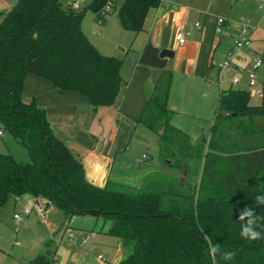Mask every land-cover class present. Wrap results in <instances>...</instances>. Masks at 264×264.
Wrapping results in <instances>:
<instances>
[{
  "label": "trees",
  "instance_id": "1",
  "mask_svg": "<svg viewBox=\"0 0 264 264\" xmlns=\"http://www.w3.org/2000/svg\"><path fill=\"white\" fill-rule=\"evenodd\" d=\"M161 4L92 0L75 7L69 0H18L0 12V124L29 155L23 162L0 153V208L29 195L48 201L66 218L103 217L114 223L108 233L131 249L118 264H264V238H242L244 222L238 218L245 207L264 217V205L255 201L264 195L257 180L264 172V56L260 103L252 104L246 90L221 91L210 138L198 144L170 123L172 72L163 70L138 122L155 132L164 128L162 154L172 151L187 164L204 160L199 182L184 188L163 174L149 175L143 189L92 184L45 110L24 100L25 78L35 74L84 95L95 107L114 105L124 84L123 59L99 51L82 30L83 18L90 9L104 21L118 10L122 27L139 33L149 10ZM257 230L264 234V219ZM205 236L219 245L215 255ZM227 252H235L232 260L224 258ZM28 264L52 262L41 254Z\"/></svg>",
  "mask_w": 264,
  "mask_h": 264
},
{
  "label": "crops",
  "instance_id": "2",
  "mask_svg": "<svg viewBox=\"0 0 264 264\" xmlns=\"http://www.w3.org/2000/svg\"><path fill=\"white\" fill-rule=\"evenodd\" d=\"M17 1L0 0V12L10 10ZM69 1L81 6L76 0ZM161 1V6L149 10L144 30L139 33H134L135 39H138L139 43L137 47H131L129 49L131 53V65L125 69V56L110 55L123 59L121 73L124 84L121 94L114 105L95 107L84 95L74 91L59 89L52 82L44 78L37 75L32 76L35 74H28L25 78L23 89L24 100L27 98L26 88L29 85L35 89L33 97L37 99L41 106L46 108L47 119L51 128L62 141L66 143V140H68L66 143L68 148L85 165L86 178L96 186H99L105 179V176H107L105 185L107 182H113L136 187L143 183L149 175L157 172V168L153 163H143V161H140L141 165L132 163L130 161L132 156L130 155L123 154L120 162L116 160L119 150H122L126 146L127 136L133 124H137L136 120L139 119L142 113L141 111L145 107L144 103L153 93L164 69L172 72V82L168 98V107L173 112L170 123L189 135L193 144H198L200 142L197 143V141L204 135V122L206 121V116H208L205 111L208 109V106L212 111L214 101L217 107L221 91L236 89L231 79L239 69L250 70L254 64V60L257 58L262 59L264 56L263 54L260 56L257 54L253 55L250 61L244 65L237 63V61L234 63L233 59V66L229 70H220L218 66L213 65V61L220 58L225 59L227 52L233 47L224 43V37L231 36L236 41L242 34L246 20L242 19L240 23H233L231 25L230 21L225 19L223 30L221 33H218V17L210 14L209 8L195 4L187 5L188 3H184L182 0ZM196 23H200L201 27H195ZM248 27L250 26L247 25L246 33ZM182 29L187 32V41L184 45H180L176 40V35ZM149 43L156 48H165L174 52V57L168 59L165 68L148 66L139 62L141 54ZM98 49L101 52L100 48ZM240 51L244 54L248 52L245 50V45ZM227 72L231 73L232 77L227 84H224L222 76ZM40 78L50 82L55 88L45 84ZM262 79L263 74L261 72L258 75V80L262 82ZM239 84H248V87L243 86L239 88L246 91H249L253 87L250 86L251 83L247 75L240 77L239 83L236 86ZM131 89H133V92H131ZM74 94L79 95L77 100L82 102L81 106L74 112L58 111L57 108L64 109L66 103L71 104V102H74L75 104ZM41 97L45 98L44 102L48 100L50 105H44L45 103H42ZM256 98L261 101V96L251 97V100ZM125 104L129 107V110L132 108V110H137V113L134 112L132 116L129 111L123 112V106ZM54 106H57V108ZM213 120L210 123L211 126ZM211 126L209 129V137L206 140L210 138ZM84 128L87 129L90 135L97 139L98 147L88 149L85 145L79 143L78 133L82 132ZM3 136L4 134L0 135L1 138ZM9 142L10 138L7 140V143ZM2 147L5 146L0 145V153L12 154L18 160L11 151H1L3 150ZM125 148L127 149L128 147ZM163 155L161 153L162 157ZM194 162L196 161H190V164ZM197 164L199 168L193 174L192 184L199 182L198 179H200L199 176L202 174L204 160ZM102 173H104L102 178L98 177ZM261 176L262 174L257 179L259 183ZM36 201L37 199L32 196L22 195L9 199L6 203L7 205L3 206L4 208L6 207L5 212L13 210L14 217L16 214H19L23 217V222H27L21 235H19L20 238L26 237V239L23 241L19 238L14 243V247H20L22 249L18 256L21 259L19 261L23 264H28L29 261L41 254H46L52 264H68L72 262L75 252L68 248V245H64L66 234L74 236L76 245L79 244L81 247L92 239L102 241L104 238L103 234L110 235L108 231L112 223L103 217L95 216L97 221L101 222V230L94 228L92 230L76 228L74 227L77 222L76 216H74L73 222L69 224V218H66L60 210L49 202L46 205V213L41 215L36 206ZM27 207H31L29 213L24 212ZM4 208L1 207L0 211ZM5 212H2V215ZM33 213H35V216L30 219L29 216ZM39 217H41L40 219L43 222L38 220ZM48 218H51V221ZM66 225L72 227L73 230L68 232L65 227ZM108 243L112 246V251H109L112 260H114L112 264H118L127 252L125 245L118 238L115 242L109 240ZM54 244L55 249L48 251L50 254L44 253L45 249ZM31 252H34L33 257L29 255ZM99 255L103 256V260H98ZM99 255L96 256L99 264H106L104 254L101 253ZM1 257L0 263L2 262Z\"/></svg>",
  "mask_w": 264,
  "mask_h": 264
},
{
  "label": "rangeland",
  "instance_id": "3",
  "mask_svg": "<svg viewBox=\"0 0 264 264\" xmlns=\"http://www.w3.org/2000/svg\"><path fill=\"white\" fill-rule=\"evenodd\" d=\"M81 6L88 5L92 0H76ZM184 3H188L187 5H198L201 7L209 8V13L212 15H215L217 17H221L224 19H227L230 21V24L233 23H240L242 19L246 20L248 27L247 33L244 37L241 38L242 42L245 43V50L246 54L241 51L236 52L235 56L233 57L234 63L237 61L239 64H247L251 57L253 55L260 56L261 54L264 55V0H182ZM118 6H120L123 2V0H117ZM248 21V22H247ZM82 30L87 35L89 40L98 48H100L101 52L103 54L108 55H119L121 57H126L124 68L127 69V66L131 65L130 61V52L129 49L131 47H137L138 46V39H135L134 32L128 31L124 29L121 25L120 18L118 15V10L107 14L104 21H100L96 18L95 13L92 10H88L83 18L82 21ZM223 38V36H222ZM224 43L227 45L235 46V39L231 36L224 37ZM129 52V53H128ZM106 54V55H107ZM129 54V56H128ZM219 57V56H217ZM215 60V59H214ZM223 58L216 59L213 62H216L217 64L221 63ZM124 69V72H125ZM36 76V75H32ZM232 77V74L227 72L222 76V80L224 84H227V82L230 81ZM39 78V77H37ZM41 79V78H40ZM43 80V79H41ZM45 84H48L52 88H55L50 82L44 81ZM240 85V84H239ZM234 85L236 89H239L243 86L248 87L247 85H240V86ZM252 87V85L250 84ZM244 89V88H243ZM131 92H133V89H131ZM35 94V89L30 87L29 85L26 88V100L25 101H31L34 100L42 109L45 110L46 108L41 106L37 99L33 97ZM67 94V93H66ZM73 94V93H72ZM74 99L76 100L75 104L74 102L66 103V107L64 109L57 108V106H54L57 108L60 112H74L76 109L81 106L82 102H79L77 98H79V95H73ZM76 96V98H75ZM40 97V96H39ZM81 98V97H80ZM44 105H50L48 103V100L44 102L45 98H40ZM194 99L196 100L195 96ZM139 101V100H138ZM147 101V100H146ZM146 101L144 105L146 104ZM144 102V100H142ZM196 102V101H195ZM259 99H253L251 100L252 104H259ZM126 103V102H125ZM209 105V104H208ZM215 106V101H214ZM211 111L209 106L208 109L205 111L206 115V121L205 129H204V135L199 138L198 142L203 141V139H207L209 137V129L211 126V122L214 118L216 111V106ZM131 110V112H130ZM129 110V107L125 104L123 106V112H128L134 114V112L137 113V110H132V108ZM142 112V111H141ZM47 116V112H46ZM137 124H133L126 141L127 149L124 147L122 150H119L118 152V158L116 161L120 162L122 159V155H130L132 158L130 161L134 164L141 165L140 161H143V163H153L154 166L157 168V172L153 174H163L168 176L169 178L177 179L178 184H180V178L182 176V172L184 170L183 165L187 164L185 163L180 157L175 156L172 151L165 152L163 155L166 157L161 156V143L159 138V132L152 131L148 129L143 123H139L138 119L136 120ZM0 129L3 131V138L0 137V145H3L5 147H2L4 152H12L15 154V157L19 161H29V155L27 153L26 148L15 141L11 137V135L2 129V126L0 124ZM78 137L80 139L79 143L81 145H85L86 148L91 149L92 147L97 146V139H95L92 135H90L87 131V129H83L82 132L78 133ZM10 138V142L7 143V140ZM68 140H66V143ZM98 147V146H97ZM11 149V150H10ZM130 162V164H131ZM198 162L191 163L188 162L189 172L187 175V186L193 185L191 180L193 179V174L196 172L198 167ZM85 166V165H84ZM201 172V171H200ZM104 173L99 174L98 177L102 178ZM96 177V176H95ZM200 177V176H199ZM260 187L264 189V172L262 173V176L260 177ZM95 179V178H94ZM97 179V178H96ZM200 180V179H198ZM107 181V176H105V179L101 184H97L101 187L105 185ZM145 181L135 188L137 189H143L145 185ZM190 188V187H189ZM7 205V204H5ZM4 205V206H5ZM4 208V207H2ZM6 208V207H5ZM2 209L0 211V256H2V262L0 264H23L19 260L20 256H18L22 249L20 247H14V243L20 238L19 235H21L23 229L25 228L26 223L17 224L16 219L13 216V210H10L8 212H5L6 209ZM2 212H5L2 215ZM36 213V212H35ZM35 213L30 215V219H32L35 216ZM38 214V213H37ZM39 216V215H38ZM77 218V222L74 225L76 228L81 229H90L92 228L96 230H101V222L97 221V218L93 214H80L75 215ZM39 221L43 222L42 219ZM101 219V218H100ZM25 220V218H24ZM48 220L51 221V218H48ZM66 229L69 231H72L73 228L69 225L65 226ZM104 238L102 241H97L96 239L89 240L86 245L81 247L79 244L76 245V240L74 239V236H71V234H66V237L64 238V245L68 248L72 249L75 252V256L72 260V262L68 264H99V262L96 259V256L103 253L104 259L106 261V264H112L114 260H112V256H110L109 251H112V246L109 242V240H112V242H115L117 239L116 237L112 235H104ZM21 240H25L26 237H21ZM111 246V248H110ZM113 247H115L113 245ZM117 248V247H116ZM125 250H127L124 258L130 253L131 249L125 246ZM55 244L51 245L49 248L44 250V253H47L48 251L54 250ZM33 253L31 252L29 255H32L30 257H33Z\"/></svg>",
  "mask_w": 264,
  "mask_h": 264
},
{
  "label": "built area",
  "instance_id": "4",
  "mask_svg": "<svg viewBox=\"0 0 264 264\" xmlns=\"http://www.w3.org/2000/svg\"><path fill=\"white\" fill-rule=\"evenodd\" d=\"M114 1H117V0H114ZM110 4L106 8L107 11L110 10V8H111ZM74 6L78 7V5H76V4H74ZM224 24H225V19L218 17V19H217V32L218 33L222 32ZM195 27L200 28L201 27L200 23H196ZM246 27H247V24L245 23L241 36L235 41V46H233L232 49H230L227 52L225 59L219 64H217L216 62H213V65L218 66L220 70H229L233 66V63H232L233 57L235 56L236 52L240 51L245 45V43L242 42L241 38L244 37V35L246 33ZM186 34H187V32L184 29H182L176 35V40L180 45H184L185 42L187 41ZM262 69H263V61L261 59L257 58L254 60V64L250 70L239 69L238 72L233 75L231 81L233 84L236 85L239 83L240 77L242 75H247L251 85L253 86L249 90L250 97L262 96V82H260L258 80V75H259V73L262 72ZM0 135H3L2 130H0ZM47 203H48V201H46L44 199H37L36 206H37L39 212L41 213V215H44L46 213ZM30 209H31V207H27V208H25L24 212L29 213ZM15 219H16V223L18 225L23 222V217L19 214L15 215ZM73 220H74V216L70 217L69 218V224H71L73 222ZM98 260H103V256L99 255Z\"/></svg>",
  "mask_w": 264,
  "mask_h": 264
},
{
  "label": "clouds",
  "instance_id": "5",
  "mask_svg": "<svg viewBox=\"0 0 264 264\" xmlns=\"http://www.w3.org/2000/svg\"><path fill=\"white\" fill-rule=\"evenodd\" d=\"M255 201H256V205H264V195L256 196ZM238 218L244 222L242 224L241 232H240L242 238L249 241H256L261 238H264V234H262L261 231L257 230L259 221L261 219H264V217L257 216L253 208L250 207L243 208L240 211ZM204 238L208 242L209 252L215 255L220 250L219 245L213 244L211 238L208 236H205ZM234 256H235V252L224 253V258L226 260H232Z\"/></svg>",
  "mask_w": 264,
  "mask_h": 264
},
{
  "label": "water",
  "instance_id": "6",
  "mask_svg": "<svg viewBox=\"0 0 264 264\" xmlns=\"http://www.w3.org/2000/svg\"><path fill=\"white\" fill-rule=\"evenodd\" d=\"M173 57H174V52L172 50L165 48L164 49L156 48L151 43H149L147 44L143 53L141 54L139 62L144 65L163 69L166 67L168 63V59ZM163 132H164V128L159 131V135H162ZM183 168L184 170L182 172V176L180 178V184H179L181 188L186 187V178L189 172V167L187 164H184ZM113 225L114 223H112V226ZM47 254H50V252H47Z\"/></svg>",
  "mask_w": 264,
  "mask_h": 264
}]
</instances>
